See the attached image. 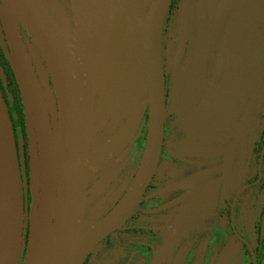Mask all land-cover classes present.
I'll use <instances>...</instances> for the list:
<instances>
[{"label":"flooded vegetation","instance_id":"af4514ba","mask_svg":"<svg viewBox=\"0 0 264 264\" xmlns=\"http://www.w3.org/2000/svg\"><path fill=\"white\" fill-rule=\"evenodd\" d=\"M42 1L60 24L67 18L73 24L69 0ZM203 2H170L161 32L159 161L134 211L83 264L93 251L96 264H264V0H212L223 13L204 77L189 89ZM152 4L129 1L99 74L91 158L120 141L87 183L84 229L120 200L146 147L149 85L138 35ZM21 34L57 116L48 67L23 26ZM0 128L15 181L11 264H25L38 203L39 142L1 22Z\"/></svg>","mask_w":264,"mask_h":264},{"label":"water","instance_id":"95a60500","mask_svg":"<svg viewBox=\"0 0 264 264\" xmlns=\"http://www.w3.org/2000/svg\"><path fill=\"white\" fill-rule=\"evenodd\" d=\"M73 24H60L42 0H0V22L29 101L39 142L40 181L34 230L25 264H83L105 237L134 211L158 164L164 122L161 32L171 0H153L139 31L149 85V131L134 178L116 205L84 229L86 186L115 140L91 158L95 89L103 62L130 0H69ZM201 7L197 46L188 88L204 77L223 9L206 0ZM30 35L50 72L58 114L48 83L43 91L21 34ZM49 102V107L46 102ZM121 138V137H120ZM112 147V148H111ZM14 177L0 128V264H11Z\"/></svg>","mask_w":264,"mask_h":264},{"label":"rangeland","instance_id":"374dc122","mask_svg":"<svg viewBox=\"0 0 264 264\" xmlns=\"http://www.w3.org/2000/svg\"><path fill=\"white\" fill-rule=\"evenodd\" d=\"M95 251H93L92 255L88 259V262L86 264H96L95 263V258H94Z\"/></svg>","mask_w":264,"mask_h":264}]
</instances>
